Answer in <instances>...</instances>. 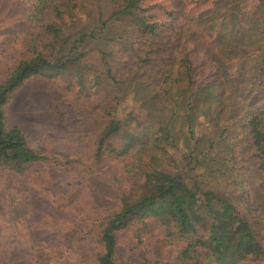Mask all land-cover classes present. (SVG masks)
Segmentation results:
<instances>
[{
    "label": "trees",
    "instance_id": "trees-1",
    "mask_svg": "<svg viewBox=\"0 0 264 264\" xmlns=\"http://www.w3.org/2000/svg\"><path fill=\"white\" fill-rule=\"evenodd\" d=\"M32 1L28 19L38 32L27 42V56L0 84V168L22 173L39 162L71 164L68 157L31 148L19 127L7 126L4 112L11 95L31 77L71 78L74 86L96 95L83 106L92 118L84 136L91 143L88 155L98 163L125 160L132 181L130 192L120 193V209L103 221L98 264H118L117 234L148 219L166 228L169 244H181L173 263L154 264H264V7L244 10L240 0H232L231 7L212 0L202 17L190 16L196 25L202 19L200 30L192 31V24L184 35L177 11L163 4L156 14L150 0H111L106 18L97 0L94 14L85 0ZM240 40L244 51L238 50ZM92 43L96 46L85 51ZM114 45L124 48L119 66L106 51ZM129 64L135 69H127ZM152 65L156 69L148 70ZM144 76L173 105L172 118L181 108L191 115L197 101L225 110L217 141L231 143L234 129L238 138L219 171L236 183L234 196L207 188L184 170L170 120L136 110L119 116L120 98L108 88ZM237 81L240 94L234 101ZM189 133L196 151L201 140H195L192 128Z\"/></svg>",
    "mask_w": 264,
    "mask_h": 264
},
{
    "label": "rangeland",
    "instance_id": "rangeland-1",
    "mask_svg": "<svg viewBox=\"0 0 264 264\" xmlns=\"http://www.w3.org/2000/svg\"><path fill=\"white\" fill-rule=\"evenodd\" d=\"M211 1L205 5L198 0H150L147 5L157 6L154 13L163 4L176 10V23L185 35L187 31L190 33L187 29L192 24V31L200 30L202 19L196 25L190 16L202 17ZM32 2L0 0V84L27 56V42L38 32L28 19ZM97 2L104 7L105 18L108 17L114 5L112 1ZM221 2L232 6V0ZM240 2L244 10L264 7V0ZM85 3L94 14V0H85ZM222 8L220 5L219 9ZM239 43L238 50L244 51L243 42ZM94 46L93 43L86 46L85 51ZM123 50L122 46L114 45L106 51L114 54L119 66L124 60ZM88 63L94 64V61ZM156 67L152 65L147 69ZM126 68L134 70L135 66L129 64ZM202 77L198 73L197 78ZM74 82L71 78L31 77L11 95L4 108L7 126L19 127L31 148L41 154L68 157L71 164L39 162L22 173L0 168V264H98L95 256L102 247L97 236L103 221L120 209V193L128 194L131 190V178L124 171L125 160L98 163L88 155L91 143L84 136L88 133L87 126L92 125V118L85 114L83 106L90 104L96 95L93 91H82ZM238 82L232 90L234 101L240 94ZM108 89L120 98L119 116L136 110L165 123L170 120V129L177 141V158L184 170L213 191L236 194V183L219 171V167L236 149L232 142L235 143L233 140L238 135L234 129L231 143L217 141L218 123L224 121L225 111L219 104L208 109L197 101L191 115L181 108L172 118L173 105L164 101L147 76ZM190 128L195 140H201L196 151L194 141H190ZM211 143L213 147L209 149ZM78 147L84 156L80 155ZM198 159L201 164L196 166ZM246 169L250 175L247 163ZM180 247V243L167 242V230L160 222L148 219L143 225L130 226L117 234L115 260L118 264L173 263Z\"/></svg>",
    "mask_w": 264,
    "mask_h": 264
}]
</instances>
